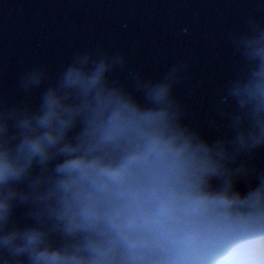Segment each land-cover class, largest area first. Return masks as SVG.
<instances>
[{"label":"clouds","instance_id":"1","mask_svg":"<svg viewBox=\"0 0 264 264\" xmlns=\"http://www.w3.org/2000/svg\"><path fill=\"white\" fill-rule=\"evenodd\" d=\"M246 27L212 139L175 94L185 62L145 78L97 47L22 70L24 98L0 96V264H264V23Z\"/></svg>","mask_w":264,"mask_h":264},{"label":"water","instance_id":"2","mask_svg":"<svg viewBox=\"0 0 264 264\" xmlns=\"http://www.w3.org/2000/svg\"><path fill=\"white\" fill-rule=\"evenodd\" d=\"M249 19L264 23V0H0V96L15 103L24 98L22 70L46 66L55 75L74 51L89 48L122 51L145 78L185 62L188 78L175 94L187 104L189 123L212 139L209 121H221L217 91L234 76L238 59L229 39L247 30ZM114 78L131 82L127 72ZM39 91L27 99L37 103ZM254 163L264 167V149Z\"/></svg>","mask_w":264,"mask_h":264}]
</instances>
